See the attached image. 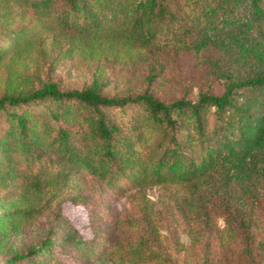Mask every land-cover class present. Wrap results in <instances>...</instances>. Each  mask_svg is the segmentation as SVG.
I'll return each instance as SVG.
<instances>
[{"label":"trees","instance_id":"obj_1","mask_svg":"<svg viewBox=\"0 0 264 264\" xmlns=\"http://www.w3.org/2000/svg\"><path fill=\"white\" fill-rule=\"evenodd\" d=\"M49 32L66 54L94 61L189 50L209 59L221 91L165 101L146 91L109 95L95 81L66 89L47 81L0 94V240L48 212L59 217L64 201L109 227L89 238L68 223L49 228L3 264H178L160 247L153 187L191 244L214 231L248 259L264 200V0H0V64ZM126 195L142 209L139 230L123 238L110 198ZM193 264L215 263L203 254Z\"/></svg>","mask_w":264,"mask_h":264},{"label":"rangeland","instance_id":"obj_2","mask_svg":"<svg viewBox=\"0 0 264 264\" xmlns=\"http://www.w3.org/2000/svg\"><path fill=\"white\" fill-rule=\"evenodd\" d=\"M63 43L56 44L51 39V33H46L42 41L17 59H9L0 64V94L17 90H30L44 82L57 83L59 88H82L95 81L101 92L109 95L135 94L146 91L153 96L170 101L179 96H194L199 89L220 92L221 85L210 74L209 59L197 57L189 50H160L145 59L114 60L102 57L94 61L83 58L78 52L68 55ZM97 76L98 80H92ZM148 204L159 219L158 239L160 247L168 258L176 259L178 264L184 261H194L203 254L213 259L215 264H264V200L260 207L254 210V221L250 232L252 239L248 241V259L239 251H229L218 243L217 234L213 231L208 238L205 249L201 244H191L190 237L176 222L179 220L177 211L166 206L168 199L162 197L158 188L147 191ZM111 212L118 218L115 232L123 238L137 232L140 227L134 225L141 213L142 204L139 197L122 196L110 198ZM60 216L48 212L33 220L16 234L4 236L0 240V264L18 251L25 250L35 244L46 230L64 232V224L74 227L84 238H89L96 228L108 231L106 222H90L87 210L82 205L69 201L59 204ZM221 218H214L215 228H221ZM203 248V247H202ZM239 250V242L234 245ZM57 254L61 258L70 259L60 249ZM71 260V259H70ZM98 264H112L100 262ZM157 264V263H147Z\"/></svg>","mask_w":264,"mask_h":264}]
</instances>
